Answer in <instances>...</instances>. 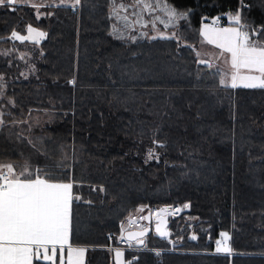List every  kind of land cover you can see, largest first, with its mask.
Here are the masks:
<instances>
[{
	"label": "trees",
	"instance_id": "1",
	"mask_svg": "<svg viewBox=\"0 0 264 264\" xmlns=\"http://www.w3.org/2000/svg\"><path fill=\"white\" fill-rule=\"evenodd\" d=\"M34 1L52 6L0 7V165L19 172L26 161L44 167L67 154L56 181L73 182L81 197L70 242L87 249L85 264H114L107 236L140 207L186 203L189 212L170 221L173 245L148 236L150 250L134 252L139 264H264V89L220 86L195 48L203 23L221 16L230 25L237 0H159L189 13L168 29L172 39H151L145 28L127 34L112 12L124 0H82L76 9ZM246 2L254 7L243 18L264 25V0ZM29 24L48 33L39 45L9 39ZM149 149L159 160L146 162ZM222 231L231 256L211 254Z\"/></svg>",
	"mask_w": 264,
	"mask_h": 264
},
{
	"label": "snow or ice",
	"instance_id": "2",
	"mask_svg": "<svg viewBox=\"0 0 264 264\" xmlns=\"http://www.w3.org/2000/svg\"><path fill=\"white\" fill-rule=\"evenodd\" d=\"M82 0H74L71 7L76 9L80 6ZM136 5H142L144 9H152L153 5L145 3L144 0H135ZM31 6L33 9L51 7L52 5L31 4L27 0H0V7L8 6ZM235 12L229 10L226 15L230 22L229 27H220L221 16L212 19L211 23H204L200 29V35L209 45H214L220 50V54H228V63L231 68L230 73H223L219 79L222 87L236 89L238 87L249 89H264V40H258L264 37V25L259 28L249 24L243 18V12H251L254 5L246 0H237ZM66 6L65 0H60V5ZM123 8V5H120ZM155 7L160 8L168 18L166 23L160 17H156L164 27H169L173 22L188 19V12H179L175 7L167 3L161 5L159 0ZM264 10V9H262ZM12 11H16L13 7ZM125 11H127L125 9ZM114 12L116 9L114 8ZM118 14V13H117ZM41 16L36 15L39 20ZM123 19L126 27L134 28V24L128 21V17ZM207 19V18H205ZM135 24L141 27H147V24H141L137 19ZM152 27H156L155 21ZM115 31V30H114ZM27 34H21L13 30L9 39L19 41L20 43L31 42L39 45L40 42L48 35L47 32L40 31L31 24L26 26ZM118 39H124V34L119 33ZM172 39L167 36H153L151 39ZM133 42L135 37H131ZM41 55L43 53L41 52ZM24 59V55L20 56ZM199 63L207 64L205 60ZM246 70L247 74H242ZM23 75V73H22ZM4 77L0 75V99L4 96ZM75 85V79L69 81ZM10 104L15 106V101L9 100ZM3 113H0L2 116ZM5 121L0 118V127ZM157 147H164L162 143L155 142ZM46 158L47 154L45 153ZM50 160L44 167H33L29 162L21 166L19 172L16 166L9 163L0 165V264H33V260L50 262L56 264L57 253L59 252V264H85V254L87 249L84 247H73L70 242V233L72 230V204L80 201L81 197L73 194L74 183L57 182L56 175L61 170H66L70 165L67 164L68 156L61 153L60 158ZM152 159L159 160L153 149L147 153V161ZM93 191H105L101 185L98 189L93 187ZM91 204V201H87ZM190 208V204H184L183 209ZM183 209L177 208L175 211L180 212ZM139 211L143 212L141 207ZM169 214L168 208L159 209L156 212L157 224L156 233L161 239H167L170 233L164 227L165 221L163 216ZM143 220H149V216H143ZM148 229H142L138 232H130L127 236L129 248L135 246L138 250L149 251L144 237ZM208 231V230H205ZM218 239L215 240V250L212 255L223 254L231 256L233 249L230 246L231 236L229 232L222 231ZM121 239H125L122 235ZM192 240L197 236L192 235ZM135 242L133 245L132 242ZM172 243V241H169ZM65 250L67 258L65 260ZM108 251L114 252V264H139V258L133 257L125 261L124 252L119 248H109ZM155 256L161 255L160 251L154 252Z\"/></svg>",
	"mask_w": 264,
	"mask_h": 264
},
{
	"label": "rangeland",
	"instance_id": "3",
	"mask_svg": "<svg viewBox=\"0 0 264 264\" xmlns=\"http://www.w3.org/2000/svg\"><path fill=\"white\" fill-rule=\"evenodd\" d=\"M39 1L42 2V0H39ZM73 2H74V0H65V4L73 3ZM144 2L152 4L154 6L157 4V3L151 2L150 0H144ZM120 5H123L124 7L121 8ZM161 5H163V4H161ZM154 6L152 9H144L142 5H136L135 0H124L123 3H115L114 4V7L119 9V11L117 12L118 14L116 12H114V8L112 9V12H113V14H117V17H116L117 21H120V23L123 24L122 27L124 28V30L127 34H128V31H130V30H141V29L145 28L143 30L144 32L142 33L144 36H146L148 31H152V33H150L148 35L149 38H151L153 36L159 37L161 35L167 36V37H175V34L172 32V30H168V29L170 27L174 26L177 22H173L169 27H164V24L160 23V21L156 20L155 18L160 17L166 23L168 22V18L165 15V13L163 11H161L160 8H157ZM125 9L127 11H125ZM156 12H157V14L155 15ZM125 16L128 17L129 22H132L134 24V28L126 27V22L123 19V17H125ZM144 16H150L153 19L152 23L148 22V20H146ZM137 19L140 20L141 24H147L148 26L147 27H141L140 24H135V21ZM154 21L156 23L155 28L152 27V24ZM211 21H212V19L207 23H211ZM203 24L199 28V36H200L199 44L195 47L197 54H198L200 60L207 61L208 62L207 64L210 67H212L215 70H218L220 73V77H221V75L223 73H230L231 72V68H230V65L228 63V59H229L228 54L221 55L220 50L218 48H216L214 45H209L204 40V38L200 35V29L203 27ZM219 26L220 27H229L231 25L220 24ZM242 74H247V71L242 70ZM0 118H1V116H0ZM251 192L253 193V191H251ZM143 208H144L143 212L139 211V209H138V211L140 213H143V216H144V214L147 210H150L153 208H158V207H152L150 209H147V207H143ZM177 208L182 209L180 206L172 207V209L169 212V215H175V217H178L179 215H181L182 211H180V212L175 211ZM155 212H157V209ZM168 232L170 233L169 228H168ZM157 238H159V237H157ZM218 238H220V237L218 236ZM159 239H161V238H159ZM163 240L167 241L171 246L173 245V241L170 239V237H168L167 239H163ZM169 241H172V243H170ZM73 247H75V246H73ZM120 250L123 251L124 254L126 255L125 250H122V249H120ZM125 255H124V259H125ZM66 258H67V252L65 251V260H66ZM112 259H113V261H115L114 252H112ZM56 264H59V252L57 253Z\"/></svg>",
	"mask_w": 264,
	"mask_h": 264
},
{
	"label": "built area",
	"instance_id": "4",
	"mask_svg": "<svg viewBox=\"0 0 264 264\" xmlns=\"http://www.w3.org/2000/svg\"><path fill=\"white\" fill-rule=\"evenodd\" d=\"M156 209L157 208H153L152 209V218L156 216ZM170 212V211H169ZM143 217V213L140 212H134L132 214H130L125 221L124 226L120 229L119 233L114 236V235H109L107 236V239L109 241L115 240L116 241V245L112 246V245H108L105 248L108 250L109 248H120L122 250L125 251H130V252H137L139 251L135 246H133L132 248H129L128 246V241L126 239H121L122 235L124 237V232L130 229H142L145 227V223L144 220L142 219ZM168 231V229H167ZM134 245V242H132ZM136 257L135 253L131 255V258Z\"/></svg>",
	"mask_w": 264,
	"mask_h": 264
},
{
	"label": "water",
	"instance_id": "5",
	"mask_svg": "<svg viewBox=\"0 0 264 264\" xmlns=\"http://www.w3.org/2000/svg\"><path fill=\"white\" fill-rule=\"evenodd\" d=\"M162 208H168L169 211L172 209V207H171L170 205H163V206H161V207H158V208H157V211H158L159 209H162ZM184 211H185L186 213L189 212V208L184 209ZM149 215H150V219H149V220H144L145 227L142 228V229H148V230H149L148 233H147V235L144 237V239H146V238H147L148 236H150V235H155L156 237H159V236L157 235L156 231H155V229H156V224H157V222H158V220H157V216H155V217L152 218V209L147 210V211L145 212V214H144V216H149ZM174 217H175V215H169V214L163 216V220L165 221L164 227H166V229H168V227H169V225H170V221H171ZM142 229H130V230H127V231L124 232V238H125V239L127 238L128 233H130V232H138V231H140V230H142ZM159 238H160V237H159ZM126 240H127V239H126ZM133 242H134V241H133ZM134 245H135V242H134Z\"/></svg>",
	"mask_w": 264,
	"mask_h": 264
},
{
	"label": "crops",
	"instance_id": "6",
	"mask_svg": "<svg viewBox=\"0 0 264 264\" xmlns=\"http://www.w3.org/2000/svg\"><path fill=\"white\" fill-rule=\"evenodd\" d=\"M36 2H40V1H37V0H35ZM232 26V25H231Z\"/></svg>",
	"mask_w": 264,
	"mask_h": 264
},
{
	"label": "bare ground",
	"instance_id": "7",
	"mask_svg": "<svg viewBox=\"0 0 264 264\" xmlns=\"http://www.w3.org/2000/svg\"><path fill=\"white\" fill-rule=\"evenodd\" d=\"M136 76H138V75H136ZM150 79V78H149ZM145 98V97H144ZM160 98V97H159ZM127 252V251H126Z\"/></svg>",
	"mask_w": 264,
	"mask_h": 264
}]
</instances>
